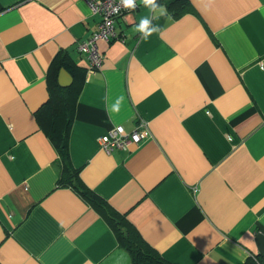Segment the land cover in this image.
Segmentation results:
<instances>
[{
  "label": "crops",
  "instance_id": "1",
  "mask_svg": "<svg viewBox=\"0 0 264 264\" xmlns=\"http://www.w3.org/2000/svg\"><path fill=\"white\" fill-rule=\"evenodd\" d=\"M189 3L174 18L141 0L91 72L78 47L101 18L85 0H0V264H132L107 220L60 183L38 121L59 56L80 71L61 66L58 84L62 70L72 85L83 76L69 132L81 180L170 264L263 261L264 0ZM142 123L141 144L102 149L114 127Z\"/></svg>",
  "mask_w": 264,
  "mask_h": 264
},
{
  "label": "trees",
  "instance_id": "2",
  "mask_svg": "<svg viewBox=\"0 0 264 264\" xmlns=\"http://www.w3.org/2000/svg\"><path fill=\"white\" fill-rule=\"evenodd\" d=\"M155 1L166 3L174 18H179L192 11L189 0ZM62 58L59 56L52 64L48 75L50 98L43 108L37 112L38 121L42 129L53 140L59 152L61 159L60 183L64 186L72 187L85 201L99 211L115 230L119 243L131 254L132 264H170L148 245L126 217L118 213L105 199L92 191L81 180L80 169L74 166L70 155L69 132L76 97L75 93L72 95L70 93L79 90L83 82V76L77 78L69 88L60 87L58 84V72L61 66L66 65L73 72L80 71V69L75 70L72 66H68L67 64L69 63H62ZM66 58L67 56L65 55L64 61Z\"/></svg>",
  "mask_w": 264,
  "mask_h": 264
},
{
  "label": "built area",
  "instance_id": "3",
  "mask_svg": "<svg viewBox=\"0 0 264 264\" xmlns=\"http://www.w3.org/2000/svg\"><path fill=\"white\" fill-rule=\"evenodd\" d=\"M85 2L91 12L101 18L97 30L78 47L90 60L89 71L94 72L101 67L104 60L99 43L109 42L116 38L117 20L127 13L136 11L141 0H136L134 9L125 8L121 0H85ZM117 8H119V12L115 11ZM146 128V124L142 123L135 130L128 132L122 125H118L101 136V147L105 152L112 153L116 150L128 149L131 145H139L147 137ZM262 264H264V255Z\"/></svg>",
  "mask_w": 264,
  "mask_h": 264
},
{
  "label": "clouds",
  "instance_id": "4",
  "mask_svg": "<svg viewBox=\"0 0 264 264\" xmlns=\"http://www.w3.org/2000/svg\"><path fill=\"white\" fill-rule=\"evenodd\" d=\"M121 3L125 8L134 9L136 7V0H121ZM143 3L146 6L157 7V5L155 4V0H143ZM115 11L119 12V8L115 9ZM137 30L144 34L145 39H147V37L151 35L154 31H156L155 28L150 27V21L147 18L141 20V23L139 24ZM121 99L123 98L121 97ZM118 108L119 105H116L114 106L113 110H118Z\"/></svg>",
  "mask_w": 264,
  "mask_h": 264
},
{
  "label": "water",
  "instance_id": "5",
  "mask_svg": "<svg viewBox=\"0 0 264 264\" xmlns=\"http://www.w3.org/2000/svg\"><path fill=\"white\" fill-rule=\"evenodd\" d=\"M73 78L64 70H62L59 84L62 88H68L72 85Z\"/></svg>",
  "mask_w": 264,
  "mask_h": 264
},
{
  "label": "bare ground",
  "instance_id": "6",
  "mask_svg": "<svg viewBox=\"0 0 264 264\" xmlns=\"http://www.w3.org/2000/svg\"><path fill=\"white\" fill-rule=\"evenodd\" d=\"M80 51V50H79ZM81 54L85 55L83 52L80 51ZM260 264H262V262H260Z\"/></svg>",
  "mask_w": 264,
  "mask_h": 264
}]
</instances>
